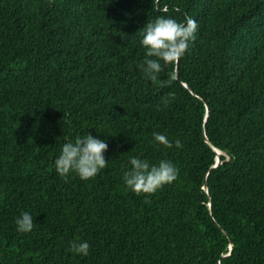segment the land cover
<instances>
[{
	"label": "trees",
	"instance_id": "16d2710c",
	"mask_svg": "<svg viewBox=\"0 0 264 264\" xmlns=\"http://www.w3.org/2000/svg\"><path fill=\"white\" fill-rule=\"evenodd\" d=\"M0 264H264V0H0Z\"/></svg>",
	"mask_w": 264,
	"mask_h": 264
},
{
	"label": "water",
	"instance_id": "95a60500",
	"mask_svg": "<svg viewBox=\"0 0 264 264\" xmlns=\"http://www.w3.org/2000/svg\"><path fill=\"white\" fill-rule=\"evenodd\" d=\"M209 116V109H208V114H207V117ZM206 141H207V143L209 144V145H211V143H210V141H209V139L206 137ZM215 151L217 152V154L220 156L221 154H222V152L221 151H219V150H217V149H215ZM218 156V158H217V163H216V165H219V164H221L222 163V161H221V159H220V157ZM215 165V166H216ZM204 189H205V191L208 193V183H207V180L205 181V183H204ZM220 229L226 234V235H228V233H226L225 232V230L222 228V227H220ZM231 248H232V244H231Z\"/></svg>",
	"mask_w": 264,
	"mask_h": 264
}]
</instances>
